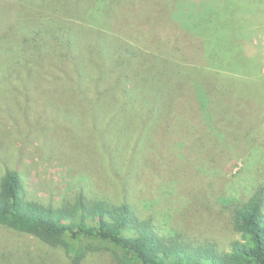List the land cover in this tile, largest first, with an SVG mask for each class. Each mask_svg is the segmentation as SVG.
Wrapping results in <instances>:
<instances>
[{"label":"rangeland","instance_id":"1","mask_svg":"<svg viewBox=\"0 0 264 264\" xmlns=\"http://www.w3.org/2000/svg\"><path fill=\"white\" fill-rule=\"evenodd\" d=\"M63 1L90 6L87 14L91 17L77 21L79 27L92 26L88 19L92 20L96 14V24L105 31L116 25L117 29L122 28L120 32L126 28L128 34L136 36L146 24L143 26L141 20L131 17L151 20L160 17L165 23L179 19L175 13L160 15L158 9L153 10L141 0ZM135 1L141 3L136 5ZM218 1L190 0L204 6H213ZM220 1L223 13L219 29L223 26L225 37L216 43L227 44L230 57L225 61L203 62L205 69L190 63L194 57L190 43L180 46L179 42L168 52L170 56L164 45L151 46L147 40L141 44L142 39H138L139 46L134 44L135 47L147 52L131 50L137 53L138 64H128L124 50L118 56L112 51L111 69L107 73L99 64L97 41L108 37L97 30L87 34L94 42L87 50L85 57L90 61L83 64V76L79 79L72 56L67 57L65 48L54 42L45 48L47 52L38 64L21 61L17 74H24V67L29 66L34 77L20 80L14 77L9 84L0 83V176L8 168L20 172L29 199L59 200L69 195L76 184L83 183L114 201H121L124 198L121 188L128 180V169L132 171L130 158L144 135L150 156L145 164L133 169L129 195L135 205L154 217L162 233L184 232L201 240H213L228 249L240 236L219 200L245 199L264 176V0ZM98 2L101 3L98 11L92 9L90 4ZM21 5L23 0H0V32L17 18ZM27 6L34 16L37 13L34 6ZM191 24L181 23L188 40H199L203 28ZM88 31L86 28L85 32ZM113 34L112 42H120L118 33ZM13 38L10 31L0 36L4 44ZM117 64L127 67L130 82L133 85L140 82L141 90L151 91V78H158L163 88L155 86L156 92L162 91L163 115L167 101L173 107L166 109L171 117L159 123L156 130H151V123H145L147 113L142 107L129 110L126 114L129 121L123 125L127 131L115 150L111 139L116 133L107 120L96 126L92 109L96 100L103 98L96 84L103 80L112 84L116 77L121 79ZM83 83L87 85L86 91L81 90ZM197 88L205 93L206 105L203 103L207 107L198 114ZM112 94L120 98L118 90ZM192 119L198 120V127ZM200 135L203 144L198 142L201 138L195 139ZM39 254H47L52 264H68L62 252L0 226V263L1 256L24 264L29 257ZM84 264L113 262L107 253H99Z\"/></svg>","mask_w":264,"mask_h":264},{"label":"trees","instance_id":"2","mask_svg":"<svg viewBox=\"0 0 264 264\" xmlns=\"http://www.w3.org/2000/svg\"><path fill=\"white\" fill-rule=\"evenodd\" d=\"M37 1L23 0L24 5H21L17 18L9 22L6 29L0 32V36L9 31L13 32L14 37L13 41L5 44L0 40V57L3 58L0 61V83L9 84L14 77H18L19 80L23 77L31 78L33 73L29 66L24 67L26 70L24 74H17L18 64L25 60H32L33 65L41 62L40 58L44 53L46 54L45 48H49L51 42L65 48L67 57L72 56L79 79V76H83V64L90 61L85 57L87 50L91 49V43L94 42L87 37L90 30L100 31L108 37L107 39L101 37L103 40L97 41L99 64L107 73L111 69L112 51L118 56L124 50L128 64H138L137 53L131 52L132 49H137L134 44L139 46L138 39H142L141 44L147 40L151 46L164 45L167 50L165 53L170 56L168 52L179 42L180 46L190 43L194 51L190 63L196 67L203 66L204 69L207 67L203 62L225 61L230 57L228 45L216 43L219 38L225 37L222 36L225 33L223 26L219 29L220 15L223 13L220 0L213 6L192 3L190 0H141L148 3L153 10L158 9L160 15L175 13L179 19H173L172 23L166 22V24L160 17L155 20L141 16L131 17L141 20L143 26L146 24L138 36L128 34L126 28L120 32L122 28L117 29L116 25L110 26V24L105 26L106 29L110 26L108 31H105L103 26L96 24V14L93 15L92 20L88 19L92 26H77L76 23L80 19L87 21V18L91 17L87 14L91 10L87 4L73 1H68L66 4L61 0ZM141 1H135L136 5ZM28 4L34 6L37 12L34 16ZM98 4L101 5L100 2L90 5L92 9L98 11ZM81 11L85 13L80 14ZM49 14L51 15L48 16ZM187 22L194 23L195 28H203L199 40H188L187 32L181 25ZM86 28L89 29L88 32H85ZM114 28L117 31H113ZM113 33H118L116 35L120 38V42L116 40L112 42ZM15 39L17 41H14ZM137 50L142 54L147 53L141 48ZM200 55L201 59H198ZM115 62L117 63V60ZM117 66V75L121 74V79L116 77L112 84L104 80L96 84V90L104 99L96 100L92 109L93 123L99 126L103 124V120H107L110 128L116 133L115 138L111 139V145L115 150L118 148L117 143L123 142L124 131H127L123 125L129 121L127 116L129 110L142 107L147 113L145 123H151V130H156L159 123H164L171 117V112L166 113V109L173 107L172 103L167 101L163 115L162 91L156 92L155 86L160 89L158 78H151V91H144L141 90L140 82H134L135 85L130 82L131 77L127 67L119 64ZM162 72L164 73L165 70ZM81 85V90L86 91L87 85L85 83ZM117 90L120 92L119 99L112 94ZM204 95L205 93L197 88L196 114L200 111L205 112L207 108L204 106V103L206 105ZM209 96L211 97V93ZM192 121L195 126H199L198 120L192 119ZM140 128L143 129V126ZM188 137H191L190 133ZM197 138H201L198 142L202 141L200 144H203V137L200 135L195 139ZM143 139H145L144 135L142 140L137 141L139 146L134 149L130 158L132 171L128 169V180L121 188L124 194L121 201H114L104 194L91 190L83 183L76 184L69 195L59 200L29 199L24 190L22 174L6 169L0 176V226L29 236L55 252H62L68 264H84L91 256L99 253H107L113 264H264V176L261 177L263 181L253 186L250 195L245 199L219 200L222 210L231 219L235 233L240 236V239L233 241L228 249L213 240H201L184 232L162 233L154 217L145 214L129 195L133 185L131 178L134 167L145 164L150 156L146 151L148 144ZM112 168L116 170L114 166ZM1 259L0 264H20L14 263V260L12 261L8 256H1ZM24 264H52V262L47 254H39L29 257Z\"/></svg>","mask_w":264,"mask_h":264}]
</instances>
